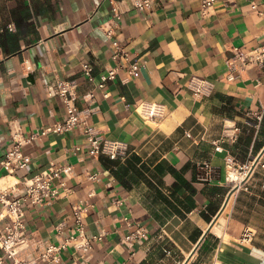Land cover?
I'll list each match as a JSON object with an SVG mask.
<instances>
[{
  "label": "crops",
  "instance_id": "0c3cea01",
  "mask_svg": "<svg viewBox=\"0 0 264 264\" xmlns=\"http://www.w3.org/2000/svg\"><path fill=\"white\" fill-rule=\"evenodd\" d=\"M202 4L157 0L143 11L132 0H0V161L15 142L13 126L25 141L67 118L63 99L47 92L45 79L56 77L77 78L87 120L130 144L125 160L92 155L81 121L24 142L28 166L9 172L0 164L17 196L25 191L22 177L52 164L69 167L54 179L57 198L25 204L30 240L21 257L46 264V245L74 231L73 206L90 202L78 239L91 246L70 242L61 264H184L196 245L186 264H264V228L253 222L249 203L264 209V152L251 191L233 193L224 207L231 190L226 157L241 165L264 151V66L228 76L234 47L264 44V0ZM115 42L142 63L137 75L128 76L127 59L114 57ZM85 59L93 63L92 80L82 71ZM114 67L115 79L100 88L101 75ZM195 76L214 83L210 95H193ZM143 100L162 102L165 114L145 118L137 110ZM7 221L0 216V233ZM139 225L145 235L132 238ZM247 227L255 231L251 240L242 239ZM0 256V264H12L1 248Z\"/></svg>",
  "mask_w": 264,
  "mask_h": 264
},
{
  "label": "built area",
  "instance_id": "2783aa9c",
  "mask_svg": "<svg viewBox=\"0 0 264 264\" xmlns=\"http://www.w3.org/2000/svg\"><path fill=\"white\" fill-rule=\"evenodd\" d=\"M114 1V0H113ZM157 0H132L133 5L143 11L150 10ZM216 0H203L204 7L212 6ZM253 8H257V4H252ZM116 18H120V13L115 12ZM108 37L113 35V27L104 29ZM114 48L115 58H125L129 61L126 66L128 76L138 74L142 63L138 60H132L128 52L115 42ZM233 54L228 58L229 78L233 79L236 71L246 69L253 65L264 66V44L254 46L251 49L245 50L242 47H234ZM118 67H114L107 74H102L98 86L104 87L106 82L113 80L116 77ZM93 63L89 59L82 61V71L89 78L93 79ZM47 92L50 96H60L67 108L68 116L66 119L56 121L51 125L44 127L41 131L32 134L25 141L17 138L20 129L13 126L11 129L12 136L15 140L12 147L2 157L0 164L6 167L9 172H14L16 169L24 168L29 165L32 157L30 153L23 150V144L32 141L36 135L46 134L50 132L62 133L74 129L81 121L84 125V134L87 138V148L92 155H105L111 159L125 160L130 152V144L122 139L111 138L102 133L95 125L91 124L87 119L89 117V107H80L77 103L79 81L75 77L70 78H55L52 80L45 79ZM188 87L195 97L208 96L212 93L214 83L203 77H192L188 83ZM137 110L148 119L159 118L165 114V105L156 100H143L138 104ZM83 115V119L81 116ZM257 116H261L258 114ZM80 149V146H76ZM220 148V147H217ZM226 163L229 169L236 173L235 180L228 181L231 189L238 188L239 190H249V178L260 161L255 164V157L245 164L237 165L234 156L231 154L226 157ZM264 166V163H260ZM69 167L67 165H50L48 168L34 174L33 176H24L20 182L24 185V193L20 196L14 195L12 184L2 185L0 183V216L6 218L7 224L5 230L0 233V248L4 251L7 259H10L12 264H43L36 259H28L21 257L20 251L29 245L30 233L23 221L25 215V204H43L47 200L55 199L59 196L60 190L54 184L56 177H61L62 173ZM3 176L0 175V179ZM90 178H96L97 173L90 174ZM94 206V203L80 202L73 206L74 228L73 233L69 235L63 243L54 244L48 243L46 249L41 253L40 258L46 264H61V252L66 246L73 242L78 248L87 250L91 246V240L85 238L78 239L79 236L85 235V214ZM146 233V229L139 225L130 236L132 238L142 237ZM255 231L251 227H247L243 233V240H251ZM96 238V237H94ZM78 239V240H77ZM4 260V256H0V263Z\"/></svg>",
  "mask_w": 264,
  "mask_h": 264
},
{
  "label": "rangeland",
  "instance_id": "374dc122",
  "mask_svg": "<svg viewBox=\"0 0 264 264\" xmlns=\"http://www.w3.org/2000/svg\"><path fill=\"white\" fill-rule=\"evenodd\" d=\"M229 171H231V169H229ZM262 176L264 177V175ZM11 179H14V178L11 177ZM250 191H251V187L249 188V190H247V192H250ZM249 203H250V207H252L254 210L253 212L254 214H252L254 216L253 222L257 224L258 226L264 228V209L256 207V205H254L253 203V200H249Z\"/></svg>",
  "mask_w": 264,
  "mask_h": 264
},
{
  "label": "water",
  "instance_id": "95a60500",
  "mask_svg": "<svg viewBox=\"0 0 264 264\" xmlns=\"http://www.w3.org/2000/svg\"><path fill=\"white\" fill-rule=\"evenodd\" d=\"M263 152H264V151H262L259 155H257V156L255 157V164H254V166H253V169L256 167V164L260 161ZM237 189H238V188H235V189H231V190H230V192H229V194H228V197H227V199H226V201H225L224 207L227 205V203H228L230 197L232 196V194H233ZM197 247H198V245H196V247L194 248V250L192 251V253L190 254V256L185 260L184 264H186V263L190 260V258L192 257V255L196 252Z\"/></svg>",
  "mask_w": 264,
  "mask_h": 264
},
{
  "label": "bare ground",
  "instance_id": "6f19581e",
  "mask_svg": "<svg viewBox=\"0 0 264 264\" xmlns=\"http://www.w3.org/2000/svg\"><path fill=\"white\" fill-rule=\"evenodd\" d=\"M231 172H233V170L230 171V175H229V176H231V179H232V180H235L236 174H235V173H232V175H231ZM5 179H6V178H4V177L0 179V183H1L2 185L7 184V181H6Z\"/></svg>",
  "mask_w": 264,
  "mask_h": 264
},
{
  "label": "trees",
  "instance_id": "16d2710c",
  "mask_svg": "<svg viewBox=\"0 0 264 264\" xmlns=\"http://www.w3.org/2000/svg\"><path fill=\"white\" fill-rule=\"evenodd\" d=\"M262 196H263V198L261 199L262 200L261 202L264 204V193H263Z\"/></svg>",
  "mask_w": 264,
  "mask_h": 264
}]
</instances>
